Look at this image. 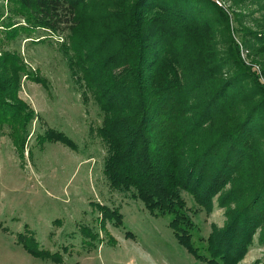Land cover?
<instances>
[{"label": "trees", "instance_id": "16d2710c", "mask_svg": "<svg viewBox=\"0 0 264 264\" xmlns=\"http://www.w3.org/2000/svg\"><path fill=\"white\" fill-rule=\"evenodd\" d=\"M89 1L0 0V133L9 128L11 140L24 146L37 116L17 98L20 80L25 76L47 86L7 45L20 38L43 44L68 31L67 45L75 52L68 60L83 72L84 87L102 114L96 132L108 147L103 174L109 187L130 192L153 217L170 216L178 243L202 263L237 264L256 229L257 243L264 247V83L238 60L237 47L235 57L204 63L209 56L205 29L218 22L213 13L226 21L220 8L212 0H135L116 11L102 5L88 14L103 20L98 27L80 21L78 11ZM258 39L264 46V35ZM228 109L232 115L226 112L223 126L193 144L194 135ZM41 140L76 147L53 129ZM246 160L254 161L253 176L240 186L241 196L228 194L237 205L227 208L220 229L213 228L208 257L197 255L181 192L209 211L213 198L238 180ZM102 209L103 223L121 225L117 210Z\"/></svg>", "mask_w": 264, "mask_h": 264}, {"label": "rangeland", "instance_id": "374dc122", "mask_svg": "<svg viewBox=\"0 0 264 264\" xmlns=\"http://www.w3.org/2000/svg\"><path fill=\"white\" fill-rule=\"evenodd\" d=\"M134 1L91 0L79 9L80 21L101 27L103 20L94 21L90 11L102 5L116 11ZM212 1L226 21L222 23L213 13L218 22L205 29L209 56L204 63L235 57L233 47H237L238 60L264 83V46L258 39L264 35V0ZM78 36H82L79 29ZM69 37L65 31L47 37L43 44L20 38L7 45L19 52L25 68L47 86L25 76L20 80L17 98L37 116L24 146L11 140L9 128L0 133V264H208L196 260L178 243L169 227L170 216L153 217L130 192L109 187L103 174L108 147L96 132L102 114L91 91L84 87L83 72L74 66V59L68 60V55L75 53L67 45ZM226 112L231 114L230 109L225 110L218 120L197 132L193 144L200 145L210 131L219 130ZM47 129L64 133L75 149L59 142H42ZM253 162H243L238 180L213 198L209 211L181 192L194 225L190 242L197 255L208 257L209 236L225 223L227 208L233 210L237 205L230 203L228 194L234 191L240 195V186L253 176ZM102 207L117 210L121 225L103 223ZM259 236L260 229H256L252 245L237 264L263 262Z\"/></svg>", "mask_w": 264, "mask_h": 264}]
</instances>
